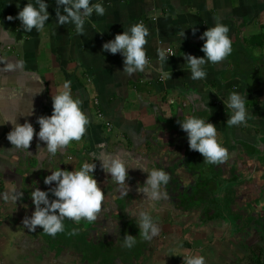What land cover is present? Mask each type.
I'll list each match as a JSON object with an SVG mask.
<instances>
[{
    "label": "crops",
    "instance_id": "crops-1",
    "mask_svg": "<svg viewBox=\"0 0 264 264\" xmlns=\"http://www.w3.org/2000/svg\"><path fill=\"white\" fill-rule=\"evenodd\" d=\"M28 2L0 0V193L24 191L18 201L0 198V264H184L183 256L193 253L205 256L206 264H264V0H101L106 12H94L84 34L56 22L55 0H49L45 28L25 31L9 16ZM217 17L230 28L233 51L222 62L207 63L206 78L193 81L184 53L205 55L199 37ZM136 22L150 29L145 47L153 60L162 45L171 46L168 75L128 77L121 53L103 49ZM65 80L90 118L85 136L55 159L44 150L38 154L37 143L46 142L35 135L33 155L17 149L7 138L14 127L9 120L31 121L38 132L37 118L52 114V97ZM191 91L199 99H190ZM232 91L248 97L246 124H227L231 110L222 97ZM188 115L216 124L227 160L210 164L190 148L178 123ZM100 155L127 162L128 184L114 181ZM84 162H96L105 192L97 220L66 218L65 230L55 236L39 225L28 229L24 218L35 210L29 193L51 187L44 177L58 167L74 170ZM139 167L170 175L169 198L154 208L138 191L149 174ZM127 209L151 211L160 233L143 239ZM128 233L136 235L132 248L123 246Z\"/></svg>",
    "mask_w": 264,
    "mask_h": 264
},
{
    "label": "clouds",
    "instance_id": "clouds-1",
    "mask_svg": "<svg viewBox=\"0 0 264 264\" xmlns=\"http://www.w3.org/2000/svg\"><path fill=\"white\" fill-rule=\"evenodd\" d=\"M55 4L56 22L58 24H74L79 34L86 32L85 25L91 22L94 12L100 16L106 12L101 0H55ZM51 15L49 0H35V3L29 0L16 17L9 16V19H19L23 29L31 32L34 28L37 31L43 30ZM125 29L122 33H117L114 39L103 44L105 51H110L113 54L119 52L124 57L122 73L128 77L138 73L150 74L154 71L165 76L168 75L165 71V62L169 60L171 46L162 45L157 51V59L153 60L147 54L145 47L151 34L149 27L143 22H136ZM197 30L193 28L194 33ZM229 32V26L220 22V18L217 17V23L207 28L199 37L204 41L202 51L205 55L198 57L184 53L187 69L190 70L193 81L206 78L205 65L207 63L222 62L232 53L233 41ZM9 67L12 66L9 65ZM188 95L190 99H199V93L196 91H191ZM52 99V114L41 115L37 118L40 125L38 132L31 121L19 123L17 119L9 120L14 127L8 132L7 138L13 146L17 149H25L33 155L30 145L35 135L39 141L46 142V147L37 143L38 154L44 150L50 154L52 159H55L58 154H63L73 141H80L85 136L90 118L81 107L82 101L73 96L71 81L65 80L63 90L53 95ZM222 99L226 108L231 110L228 112L230 115L227 124L229 126L246 124L249 118L246 105L248 97L240 91H232ZM195 107L198 108L199 104H196ZM31 114H33V109L22 115ZM178 123L187 134L190 148L199 151L203 155L204 161L211 164L228 159L227 147L217 138L216 124L197 115H188L184 119L178 120ZM97 159L102 161L101 167L111 175L114 181L121 186L127 183L128 170L131 168L121 156L113 155L110 159H106L100 155ZM96 167V162H84L78 169L68 170L58 167L51 171V174L44 177V183L51 187L46 190L36 187L29 193L35 210L30 217L24 218V225L31 231H35L38 225L42 226L44 232L55 236L58 232L65 230L64 221L66 218L77 223L81 220L89 222L97 220L106 202L104 189L95 176ZM139 168L149 174L143 186L138 187V191L144 194V200L149 208H154L157 202L169 198L166 186L169 183L170 175L163 168ZM23 196L24 191L14 192L10 197L8 192L0 193V198H10L12 201H18ZM126 211L130 216L136 218L140 229L139 233L142 234L143 239L152 240L160 233V226L151 211L137 212L132 209ZM75 231L77 229H73V232ZM136 243V235L130 233L124 235V247L132 248ZM183 262L184 264H206V258L193 253L183 256Z\"/></svg>",
    "mask_w": 264,
    "mask_h": 264
},
{
    "label": "built area",
    "instance_id": "built-area-1",
    "mask_svg": "<svg viewBox=\"0 0 264 264\" xmlns=\"http://www.w3.org/2000/svg\"><path fill=\"white\" fill-rule=\"evenodd\" d=\"M169 52H170V53H173L172 49H169ZM94 102H95V104H96L97 106L100 105V100H99L98 97H96V98L94 99ZM97 114H98L99 117L105 118V117H104V112H103L100 108L97 110ZM106 125L108 126L109 129H110L111 126H112V124H111L110 121H106Z\"/></svg>",
    "mask_w": 264,
    "mask_h": 264
},
{
    "label": "rangeland",
    "instance_id": "rangeland-1",
    "mask_svg": "<svg viewBox=\"0 0 264 264\" xmlns=\"http://www.w3.org/2000/svg\"><path fill=\"white\" fill-rule=\"evenodd\" d=\"M206 185L207 187L209 186L208 188H212V186H214V185H211L210 183H206Z\"/></svg>",
    "mask_w": 264,
    "mask_h": 264
}]
</instances>
